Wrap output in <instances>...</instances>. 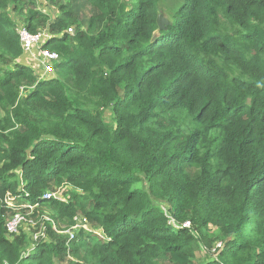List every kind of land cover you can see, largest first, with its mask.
I'll return each mask as SVG.
<instances>
[{
  "label": "trees",
  "instance_id": "trees-1",
  "mask_svg": "<svg viewBox=\"0 0 264 264\" xmlns=\"http://www.w3.org/2000/svg\"><path fill=\"white\" fill-rule=\"evenodd\" d=\"M48 1L0 0V264H264V0H184L155 41L161 0ZM36 203L45 236L9 237Z\"/></svg>",
  "mask_w": 264,
  "mask_h": 264
},
{
  "label": "built area",
  "instance_id": "built-area-1",
  "mask_svg": "<svg viewBox=\"0 0 264 264\" xmlns=\"http://www.w3.org/2000/svg\"><path fill=\"white\" fill-rule=\"evenodd\" d=\"M70 33H73V29H69ZM18 33L20 36L21 44L24 51V56L27 57L28 63L32 66V68L35 71V74L39 76V78L43 79L48 76H52L55 74V65L59 61L60 56L57 52L50 51L48 49L43 48V44L46 42V40L49 37V32L47 30L40 31L37 34H31L29 31L26 30L25 27H21L18 29ZM56 197V193L49 192L47 193L46 197L44 199H51L52 197ZM7 202L11 204V198L7 199ZM37 205H26L27 215L25 213L16 212L14 215H12L6 224L7 233L10 236L17 235L20 232V229L22 228L23 224L28 221V215H31L33 213V210L35 209ZM86 220L79 221L75 227H73L72 230L67 231V233L70 236V239L75 238V230L79 228L88 229L86 225ZM29 223L33 226H36V221L29 220ZM184 227L190 228L191 223L189 221L183 223ZM90 230V229H88ZM42 235V233H37L35 236L33 235V242H36L39 236ZM218 247H222V245L218 244Z\"/></svg>",
  "mask_w": 264,
  "mask_h": 264
},
{
  "label": "rangeland",
  "instance_id": "rangeland-1",
  "mask_svg": "<svg viewBox=\"0 0 264 264\" xmlns=\"http://www.w3.org/2000/svg\"><path fill=\"white\" fill-rule=\"evenodd\" d=\"M37 2V8L41 9L42 11H44L45 13L49 14L51 17H56L58 15V9L57 6L53 5L52 3H50L48 0H36ZM184 0H161V2L158 4V14H163L165 16L166 19L170 20L173 18L174 14L179 10V8L182 6ZM15 18L16 15H15ZM46 30V29H44ZM105 119L109 122L112 123L114 122V113L111 109H101L100 110ZM59 191L56 194L55 198H62L64 201L69 200L72 192H74V189H68V188H58ZM70 191L69 194H67V191ZM13 204V203H11ZM167 205H164V209L166 210ZM51 211L49 209L43 210L42 212H38V215L36 218H34L37 222L36 226H33L32 224L29 223V219L26 223L23 224L22 229H24L25 231L29 232L32 235V239H35V237L33 238V235L35 236V233H42L43 231V227L45 225V221H48L49 219H51ZM174 224V223H173ZM88 229L92 230V227H90L89 224H87ZM194 232H196V230H194ZM96 235H98V237L100 239H103L105 237V235L103 234L102 231L100 230H96L95 231ZM220 243V242H218ZM217 254V253H216ZM214 254V256L216 255ZM199 256L204 257V252L200 253ZM71 259V258H70ZM199 259V258H198ZM157 264H165V262L163 261H157Z\"/></svg>",
  "mask_w": 264,
  "mask_h": 264
},
{
  "label": "clouds",
  "instance_id": "clouds-1",
  "mask_svg": "<svg viewBox=\"0 0 264 264\" xmlns=\"http://www.w3.org/2000/svg\"><path fill=\"white\" fill-rule=\"evenodd\" d=\"M21 27H24L23 26V24L22 23H20L19 25H18V29L19 28H21ZM18 29H17V33H18ZM47 30V29H46ZM41 31H43V30H41ZM48 31V30H47ZM18 36H19V33H18ZM20 37V36H19ZM21 41V40H20ZM44 49H46V48H44ZM24 52V51H23ZM55 52V51H54ZM23 58H27L26 56H24V54H23V57H22V59ZM60 60V59H59ZM59 62V61H58ZM57 62V63H58ZM56 63V64H57ZM26 64L30 67V68H32V66L30 65V63H28V61H26ZM55 67H56V65H55ZM33 69V68H32ZM34 70V69H33ZM35 72V71H34ZM36 76H37V79L38 80H42L41 78H39V76L37 75V74H35ZM54 77H56V70H55V74L54 75H52V76H48V77H45V78H43V79H52V78H54ZM58 191H59V189H56V191H52V193H58ZM49 193V192H48ZM52 198H54V199H59V200H63L62 198H55V197H52ZM51 198V199H52ZM47 200H50V199H47ZM64 201V200H63ZM7 202V201H6ZM8 203V202H7ZM32 205V204H31ZM35 205H37L36 207H35V209H37V207L39 206V203H36ZM35 209L33 210V213H35ZM17 212H21V211H17ZM29 212V210L27 211V209H26V211L25 212H23V213H25L26 215H27V213ZM16 213V212H15ZM14 213V214H15ZM33 213L31 214V215H33ZM31 215H28V217L29 216H31ZM29 220H34V221H36L34 218H28ZM85 218H79V220H78V222L79 221H83ZM86 220V219H85ZM77 222V223H78ZM37 223V222H36ZM46 223H53L54 224V221L52 220V219H49L48 221H45V225H44V227H43V231H42V235H40L41 237H44L45 236V230H46ZM77 223H76V225H77ZM86 223V222H85ZM88 224V223H87ZM75 225V226H76ZM74 226V227H75ZM54 228H55V226H54ZM56 229V228H55ZM73 229V227L71 228V229H69V230H67V231H70V230H72ZM80 229V228H79ZM79 229H76L74 232H75V236H76V232L79 230ZM67 231H64V232H60L61 234H67L68 236H69V234L67 233ZM8 234V233H7ZM35 234H37V233H35ZM9 237H11L10 235H8ZM39 236V237H40ZM31 238H32V235H31ZM69 238H70V236H69ZM75 239V238H74ZM33 240V239H32ZM38 240V239H37ZM71 240V239H70ZM37 242V241H36Z\"/></svg>",
  "mask_w": 264,
  "mask_h": 264
},
{
  "label": "water",
  "instance_id": "water-1",
  "mask_svg": "<svg viewBox=\"0 0 264 264\" xmlns=\"http://www.w3.org/2000/svg\"><path fill=\"white\" fill-rule=\"evenodd\" d=\"M158 30L155 31L152 41H155L162 31L168 30V27L172 25V22L165 18L163 14H158L157 16Z\"/></svg>",
  "mask_w": 264,
  "mask_h": 264
},
{
  "label": "crops",
  "instance_id": "crops-1",
  "mask_svg": "<svg viewBox=\"0 0 264 264\" xmlns=\"http://www.w3.org/2000/svg\"><path fill=\"white\" fill-rule=\"evenodd\" d=\"M20 23V22H19ZM23 61L26 63V61H27V58H23Z\"/></svg>",
  "mask_w": 264,
  "mask_h": 264
}]
</instances>
